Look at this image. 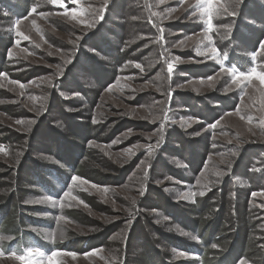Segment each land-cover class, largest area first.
<instances>
[{
	"label": "rangeland",
	"instance_id": "rangeland-1",
	"mask_svg": "<svg viewBox=\"0 0 264 264\" xmlns=\"http://www.w3.org/2000/svg\"><path fill=\"white\" fill-rule=\"evenodd\" d=\"M14 2L0 0V41H12L0 73V213L11 210L15 192L22 228L46 241L37 240L40 247L50 250L52 243L85 240L94 246L83 252L54 249L60 253L57 264H125L133 254L134 261H141L149 253L142 243L132 251L138 229L132 241L129 231L137 219L146 218L152 224H146L151 243L161 233L174 242L157 244L168 264H201V255L176 245H202L199 236L181 227L155 194L176 208L218 191L212 200L218 210L224 184L232 215L237 217L235 209L246 199L256 226L252 239L264 250V83L253 76L237 87L233 67L225 64L234 39L238 57L232 58L246 66L239 72L256 67L264 73V36L255 50L251 38L252 31H261L252 18L264 11V0H216L220 11L213 14L212 29L195 7L198 0H80L78 5L63 0L64 7L33 0L24 17L18 4L11 8ZM97 92L93 105L90 100ZM73 114L75 118L69 116ZM89 115L100 131L85 145L88 152L79 155V163L100 170L110 183L82 178L58 156L60 148L72 151L68 149L77 142L69 136L66 120L83 122ZM46 124L55 128L51 137ZM7 130L21 142L3 141ZM27 154L37 163L31 173L40 174H33L36 185L25 182L21 188L19 169ZM200 159L203 165L195 174L189 166ZM49 168L70 176L64 191L48 175ZM41 176L51 192L40 187ZM74 212L88 221L70 217ZM6 232L0 233V264H24L12 253L37 248L17 253L18 245L6 252V244L16 240ZM212 250L221 248L216 244ZM43 264H48L46 258ZM238 264L254 262L243 257Z\"/></svg>",
	"mask_w": 264,
	"mask_h": 264
},
{
	"label": "trees",
	"instance_id": "trees-1",
	"mask_svg": "<svg viewBox=\"0 0 264 264\" xmlns=\"http://www.w3.org/2000/svg\"><path fill=\"white\" fill-rule=\"evenodd\" d=\"M16 4H18L19 7H21L20 10L18 9V11H21L19 15L24 17L29 13L28 11H30L31 6L33 5V0H15L13 5L11 6H16ZM19 15L18 17L20 18ZM252 19L257 23V26L260 27V30H261L259 31L256 29L252 31V34H254L253 37H251L254 39L252 50H255V48L259 46L260 39L262 40L264 36V20H262L264 19V11L258 12L257 15L253 16ZM233 40H232V43H233ZM11 42H12L11 39L8 40V42L4 40L0 41V50L2 51V53H0V73L5 71L6 69L5 68L6 55H7L8 48H10L12 45ZM120 56L124 58L125 54L123 55L120 54ZM115 76L116 74L112 75L111 79H114ZM12 77L16 79H22L20 75L13 74ZM112 81L113 80H111V82ZM2 96L4 95L0 93V97ZM98 97H99V92H97V94L93 96V99L90 100L93 105L96 104ZM220 103L223 104L222 101ZM89 112H90V115H92L91 110H89ZM60 113L64 114L66 117L65 112L60 110ZM44 115L47 116V114H44ZM90 115L86 116L87 119L83 122L81 121L75 122V121L66 120L67 126L69 125L68 126L69 136L73 137V139L78 142V143L74 142L72 145L74 147H70L68 149L72 151H67L64 148L67 151V152H64L63 151L64 149L60 148L59 153H58L55 147L54 149L58 153L59 157L60 155H62L63 157L62 159L64 163L69 164L77 175L81 176L82 178H85L86 180H90L95 183H105V184L108 182L110 183L111 179L105 176L100 170L90 169V168L84 167L82 163H79V159H80L79 155L80 156L85 155L88 152V150L85 148V145L87 144L89 140L96 139L100 131L98 126L93 125L91 121L92 118ZM69 116L71 118L72 116L75 118L74 114L69 115ZM46 126L48 127L47 136L48 137L53 136L54 133H56L54 131L55 130L54 126L49 125V124H46ZM2 135H5V137L3 138V141L11 142L13 140H20L19 136L10 130H7V133L6 134L3 133ZM30 146L32 149L38 150L36 147H34V144H31ZM71 154H73V156H71ZM75 156H78L79 158ZM26 157L27 158L24 159L25 163L23 162L20 165V169H19V174L21 175L20 177V187L21 188L24 187L25 184L23 183L25 182L27 184H29L30 182V184H34V185L38 183L37 180L36 181L34 180L35 177L33 176V174L35 175L37 174V172L31 173L32 171L34 172V167L37 166V163H35L36 160L32 159L29 154H27ZM248 161H249V155L247 158H245L244 163H247ZM202 165H203V159H200L199 163H197L196 165L192 164L189 166V168L195 174H198L202 168ZM38 166H40L43 169L44 168L47 169V167H44V165L42 164H38ZM50 169L51 168H49L50 173H48V175L51 174L52 176L57 178L59 182V186H60L59 188H61L62 191H64L69 186L68 179L70 176H67L66 178L64 174L60 172L58 169L56 168H52L51 170ZM39 171L44 173V170H39ZM11 173L12 172H10V174L8 175L9 179H11L12 177ZM45 174L47 173H44L43 175ZM37 177L38 176H36V178ZM39 180H40V187L42 185L46 191L51 192V185L47 183L46 181L47 178H45L44 176H41ZM1 183H4V181ZM223 185L221 186L222 187V190H221L222 198L219 200V202H217L218 206L220 207L218 210H215V208H213L215 204L212 202V200L214 199L218 191H216L215 193H211L208 196L202 197V199H199L196 204L195 203L194 204L180 203L175 206L176 208H172V205H169L164 200V196H162L159 193L155 194L157 195L156 200L162 199L160 201L161 207L166 212L170 213L171 216L174 217L177 222H180V224L179 223L178 224L181 225V227H183L184 229L188 231H192L193 233L198 235L201 240V244H202V245H195V244L185 245L184 243L178 241L176 245H180V248H182L183 250L187 252L192 251L191 253L201 255L202 264H238L239 260L242 259L243 257H245L247 260H251L252 262H254V264H257V263L264 264V250H261L260 248H258L257 244L254 243L253 241L254 239H252V235H255L254 232L256 230V226L254 225V222H252V216L247 211V206L245 202L246 199L243 201H240L238 206L236 207L235 210H236L237 217L232 215L230 212L229 201L226 199L227 186L225 185V187L223 188ZM256 187H259V186H256ZM61 194L62 192H57L56 196H60ZM14 196L16 200L17 193L14 192ZM217 196L219 197V195ZM84 199L87 203H89L93 207L96 206L94 201L90 199L89 197L84 196ZM165 199L167 200L166 197ZM15 200L13 197L11 210H8V212L6 210L4 211L5 213L4 212L0 213V232L3 231L5 233L6 232L5 227L7 225V227H9L10 230L7 231L6 233L15 234V237L18 243L17 247H18L20 240L23 239L24 237L27 242L36 240V238L32 234H30V232L23 230L22 228L23 221L21 220L19 210H17V205H16L17 200L16 201ZM147 206L152 207V204L150 203ZM181 213L184 214L185 217H182ZM70 217H74L80 220L81 222L88 221V217L83 216L80 212L71 213ZM17 220H19L18 223L15 222ZM30 220L31 219L29 218L25 221H30ZM6 221H7V224H6ZM42 221L33 219V222L36 224L42 223L45 226H50L49 225L50 223L45 222V220H42ZM146 224H148L149 226L152 225L148 218H146V220H143V221H141L140 219H137L135 224L130 228L131 230L129 231L130 232L129 236L131 237V241H132L134 233H136L138 229V232H137L138 236L136 235L137 237L134 239V249L132 248V251H135V248L138 245H141L142 243V247L149 254H147V256L145 255L141 261H138V260L134 261L133 259L134 254H133L132 257L130 256L131 258L128 261V263L125 262V264H168L165 260L164 255L158 251L159 249L157 247V244L159 243H162V244L173 243L174 244L173 240L167 234L161 233L159 236V239L155 240V243H151L150 240H148L149 234H148V227L146 226ZM233 227H235L234 229L236 231L233 230ZM236 233H237V236H236ZM234 236H236L235 240L232 241V238ZM72 242H73L72 245L56 244L54 248L57 250H69V251L72 250V251L83 252V251L92 249L91 247H94V246H89L90 243L87 244L88 241L86 240L83 243L79 242V244H75L74 241ZM67 243H70V242H67ZM86 244L88 246H84ZM216 244L218 247L221 248V250H218L221 252L212 250V246ZM7 245L9 247L10 243ZM213 254H215V256ZM253 257H256V259ZM127 258H126V261H127Z\"/></svg>",
	"mask_w": 264,
	"mask_h": 264
},
{
	"label": "snow or ice",
	"instance_id": "snow-or-ice-1",
	"mask_svg": "<svg viewBox=\"0 0 264 264\" xmlns=\"http://www.w3.org/2000/svg\"><path fill=\"white\" fill-rule=\"evenodd\" d=\"M50 2L54 5L64 7L63 0H50ZM71 3L73 4H79L80 0H71ZM196 8L200 9V16L204 19V23L207 25L209 29H212L213 24V14L214 13H219L220 8L216 6V0H198L197 4L195 5ZM222 7V6H221ZM36 8L33 7L31 9V12H35ZM73 16L72 18L75 19V13L77 12L76 8H73L72 10ZM224 11H227V9H224ZM67 14V12L65 13ZM231 15H235V13H231ZM83 23V21H80ZM19 21H17V24ZM93 25L89 24L88 27H92ZM18 35H23L22 33H18ZM24 39H28V37H24ZM261 48H264V43L261 44ZM213 52L216 51V49H212ZM11 56V52L9 53ZM137 67H140L137 65ZM169 72L172 71V65H169ZM231 75L233 78V83L237 85V87L243 86L248 80H250L253 76L257 77L258 79L261 80L262 83H264V73L258 72L256 67H253L250 69L249 72H239L235 67H233L231 70ZM23 87V85H21ZM158 119V118H154ZM18 123H21L18 121ZM261 123L264 124V118H262ZM142 147V146H141ZM3 148L0 146V151H2ZM131 151V150H128ZM72 179L78 180V177H72ZM105 192L107 191L106 189L104 190ZM203 193H201L202 195ZM68 193H65V196H67ZM253 197L256 196V193L252 194ZM53 203H56V201H53ZM4 238L0 237V242H2ZM215 247V245H213ZM0 254H2V250H0ZM13 256H16V259L24 262V264H43V260L46 258L48 264H57L56 258L60 255L59 252L53 251L51 254H46L42 252L40 249H25L23 255H16L15 252L12 253ZM71 255L75 256V253H72Z\"/></svg>",
	"mask_w": 264,
	"mask_h": 264
}]
</instances>
